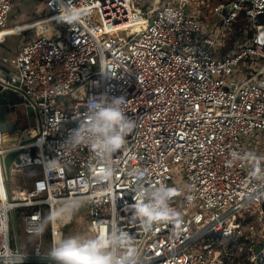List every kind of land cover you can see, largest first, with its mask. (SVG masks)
Instances as JSON below:
<instances>
[{
    "label": "built area",
    "instance_id": "built-area-1",
    "mask_svg": "<svg viewBox=\"0 0 264 264\" xmlns=\"http://www.w3.org/2000/svg\"><path fill=\"white\" fill-rule=\"evenodd\" d=\"M45 1L52 12L39 20H51V32H37L13 59L19 91L39 117L35 133L15 148L22 152L12 173L41 169L29 189L11 191L3 156L12 149L2 147L6 132L0 127V256L11 253L8 264H55L43 248L44 207L49 214L76 201L74 211L51 223L50 249L74 236L69 223L85 211L88 239L114 226L127 231L141 264H264V0H230L229 14L221 10L230 1L214 6L221 31L202 38L197 33L205 15H192L190 0L148 11L133 7V0ZM12 8L13 0H0V41L34 28L8 33L16 25H9ZM62 8L75 11L78 22H61ZM96 9L101 23L90 19ZM240 12L252 19L253 44L216 55L217 38ZM131 18L132 25L123 26ZM247 56L260 57V67L241 81L228 79ZM102 95L123 96L125 112L137 124L107 161L87 145L66 144L88 115V99ZM173 163L189 180L185 196L173 180ZM106 164L112 176L101 179ZM257 166L262 174L254 178ZM159 185L176 190L169 207L181 223L161 220L146 231L132 206L138 191ZM20 217L26 234L38 237L35 243L21 242ZM255 223L263 224L262 233Z\"/></svg>",
    "mask_w": 264,
    "mask_h": 264
},
{
    "label": "clouds",
    "instance_id": "clouds-1",
    "mask_svg": "<svg viewBox=\"0 0 264 264\" xmlns=\"http://www.w3.org/2000/svg\"><path fill=\"white\" fill-rule=\"evenodd\" d=\"M61 22L75 24L79 16L75 11L61 9ZM126 100L123 96L113 97L109 100L106 96L92 97L87 101V117L72 130L66 144L70 147L81 145L89 146L103 161L110 160L111 156L120 151L126 144V138L137 127L136 121L127 115L124 109ZM233 159H240L238 152H232ZM256 161L262 158L254 153H245ZM59 160L52 164H58ZM231 163V161H229ZM112 168L105 165L101 179L112 176ZM259 166L253 167L252 175L259 178ZM144 173H139L137 179H142ZM137 192L135 204L132 206L133 215L141 221L145 230H150L154 223L167 220L179 227L180 213L169 207V201L177 194L176 190L164 185L153 186ZM78 207L76 201H68L60 208L52 210L45 218L44 225L62 220ZM55 264H141L139 252L133 237L118 227H113L110 233L100 232L91 239L80 236H70L55 242L47 253ZM11 253L0 256V264H8Z\"/></svg>",
    "mask_w": 264,
    "mask_h": 264
},
{
    "label": "rangeland",
    "instance_id": "rangeland-1",
    "mask_svg": "<svg viewBox=\"0 0 264 264\" xmlns=\"http://www.w3.org/2000/svg\"><path fill=\"white\" fill-rule=\"evenodd\" d=\"M177 0H133L132 6L148 11L149 8H153L159 3L165 4L166 2H176ZM228 0H190V10L191 14L194 16H199L200 14L205 15V19L202 20V31L197 33L201 38L209 34L212 37L221 31V17L219 14L214 12V6L222 2H227ZM52 10L47 6L45 0H13V8L10 12L9 25L21 24L23 22H28L30 20L34 21L39 19L42 14H50ZM90 19L95 23H101L102 17L98 9L90 16ZM261 20V18H260ZM44 27L31 28L25 30L22 34H10L7 36V40L4 44H0V56L8 55L11 56L12 51L17 50L24 42L29 41L36 37V33L46 32ZM254 31V26L251 17L245 15L244 12H240L237 19L233 20L231 25L226 27L222 37L217 38L216 44L212 47L216 55H230L236 54L240 49L252 45V34ZM125 33V32H123ZM262 59L260 57L247 56L245 57L239 65L234 66L232 73H230L231 80L241 81L247 76L250 70H256L260 67ZM14 118L15 123L21 124L22 127H17L16 131L21 134L26 132L28 127H34L37 123V118L35 116H29L27 114L26 108L23 104H17L6 108V115ZM181 166V164H180ZM174 172V182L179 184L181 188L182 196L188 193L190 190L189 180L184 176V169H179L178 163H173ZM40 166L35 168H23L20 171H14L12 173V179L10 182L11 191L14 190H24L29 189L32 185L33 178L38 172H40ZM18 234L22 243H35L38 240L36 235H27L24 231L23 217L16 219ZM73 223L71 228H73L74 236H80L84 239L87 232V213L78 212L75 214L74 218L71 220ZM255 230L260 233L262 231L263 224H254ZM43 248L44 250H50V238L46 235H42ZM15 246V245H14Z\"/></svg>",
    "mask_w": 264,
    "mask_h": 264
},
{
    "label": "water",
    "instance_id": "water-1",
    "mask_svg": "<svg viewBox=\"0 0 264 264\" xmlns=\"http://www.w3.org/2000/svg\"><path fill=\"white\" fill-rule=\"evenodd\" d=\"M234 1H230L222 8L221 12L223 14H229L233 9ZM4 59L0 58V127L3 131L13 130L17 128L16 123L7 119L6 108L14 106L17 104H23L26 108L27 114L29 116H35L37 119L39 117L38 111L35 109L34 105L31 103L30 99L25 98L24 95L19 91L18 86L20 85V78L16 70L9 69L2 66L1 62ZM16 77L17 80H13ZM22 152L21 149H12L5 153L3 156V164L5 168V176L7 182L12 178L11 165L13 160L18 161V155ZM20 211L17 215H20ZM72 222L69 223L72 226ZM261 245H257V249H260ZM16 264H22L17 262Z\"/></svg>",
    "mask_w": 264,
    "mask_h": 264
},
{
    "label": "bare ground",
    "instance_id": "bare-ground-1",
    "mask_svg": "<svg viewBox=\"0 0 264 264\" xmlns=\"http://www.w3.org/2000/svg\"><path fill=\"white\" fill-rule=\"evenodd\" d=\"M134 22V19H129L126 21H123V26H130V24L132 25V23ZM34 26H38V27H44L46 28V31H49V33L51 32V29L53 27V23L51 20L49 19H45L43 21L36 19L34 21H29V22H23L21 24H16L12 27L9 28L8 33H15L16 31L22 30V29H26L29 27H34ZM4 33H0V37H3ZM35 133V128L34 127H28L26 129V132L21 134L20 132L16 131L15 129L5 133L3 139H2V147L4 148H8V149H15L19 146L20 142L24 139H28L29 137H31L33 134ZM0 180L3 181V175L0 172Z\"/></svg>",
    "mask_w": 264,
    "mask_h": 264
},
{
    "label": "crops",
    "instance_id": "crops-1",
    "mask_svg": "<svg viewBox=\"0 0 264 264\" xmlns=\"http://www.w3.org/2000/svg\"><path fill=\"white\" fill-rule=\"evenodd\" d=\"M32 20H30V21H32ZM6 40H7V37L3 41H0V44H4L6 42ZM19 47L17 48V50H15V51L13 50L12 51L11 56H8V55L0 56V58L4 59L3 62H1L2 66L6 67V68H9V69H14V67H13V65H14L13 64V59L15 58V56H16L18 50H19ZM7 119L10 120V121H13L14 120V118L11 117V116H9L8 114H7ZM16 125H17V127H22L24 124L22 125V123L21 124H18L17 123ZM9 131H11V129L8 130V131H6V133L9 132Z\"/></svg>",
    "mask_w": 264,
    "mask_h": 264
},
{
    "label": "trees",
    "instance_id": "trees-1",
    "mask_svg": "<svg viewBox=\"0 0 264 264\" xmlns=\"http://www.w3.org/2000/svg\"><path fill=\"white\" fill-rule=\"evenodd\" d=\"M229 1L230 0H228L227 2H229ZM260 18H261V22L264 23V14H262ZM46 209H47V206L44 207V210H45L44 217H43L44 221H45V218L48 216V212H46ZM19 210L21 211L22 209H19ZM44 235H46L50 238V236H51V223H48L46 226H44Z\"/></svg>",
    "mask_w": 264,
    "mask_h": 264
}]
</instances>
